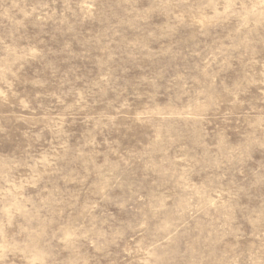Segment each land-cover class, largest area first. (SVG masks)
Masks as SVG:
<instances>
[{
    "label": "rangeland",
    "instance_id": "obj_1",
    "mask_svg": "<svg viewBox=\"0 0 264 264\" xmlns=\"http://www.w3.org/2000/svg\"><path fill=\"white\" fill-rule=\"evenodd\" d=\"M0 264H264V0H0Z\"/></svg>",
    "mask_w": 264,
    "mask_h": 264
}]
</instances>
